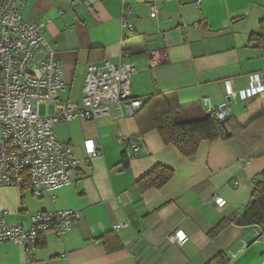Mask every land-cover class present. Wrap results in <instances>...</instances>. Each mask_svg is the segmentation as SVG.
Listing matches in <instances>:
<instances>
[{"label":"crops","instance_id":"0c3cea01","mask_svg":"<svg viewBox=\"0 0 264 264\" xmlns=\"http://www.w3.org/2000/svg\"><path fill=\"white\" fill-rule=\"evenodd\" d=\"M152 3L159 6L155 17ZM18 9L25 21L51 20L44 37L63 70L61 101L79 103L86 66L108 59L132 64V95H165L177 120L205 113L201 99L208 97L215 105L228 102L234 115L262 112L264 125V93L242 96L250 74H264V47L249 40L264 20V0H21ZM125 10L133 32L122 27ZM47 111L54 112L52 104ZM56 125L57 140L79 159L72 182L40 197L28 184L2 186L0 210L6 224L24 227L37 212L69 209L77 218L62 236L45 233L29 256L10 242L0 245V264H205L219 253L227 264H264L258 226L230 224L208 236L249 202L264 170V153L255 155L264 149L258 141L203 140L188 158L148 126L146 109L130 117L110 109ZM85 140L99 155L87 158ZM158 164L172 168L173 178L141 192L136 180ZM211 198L225 203L219 208ZM121 221L128 225L113 230ZM175 230L184 232L183 242L168 239ZM104 234L115 235L120 248L108 253L99 239Z\"/></svg>","mask_w":264,"mask_h":264},{"label":"built area","instance_id":"2783aa9c","mask_svg":"<svg viewBox=\"0 0 264 264\" xmlns=\"http://www.w3.org/2000/svg\"><path fill=\"white\" fill-rule=\"evenodd\" d=\"M20 2L0 0V187L28 184L33 195L40 197L70 184L79 164L71 147L57 140L56 124L109 115L110 109L118 117H130L140 109L144 99L131 93L133 65L106 59L101 64L86 66L79 103L61 101L59 94L66 87L63 70L55 50L44 37L51 20L25 21L18 9ZM158 12L159 6L150 4V16L155 17ZM130 15L129 10L123 11L122 27L133 32L134 27L128 21ZM39 52L42 54L35 59ZM263 91L264 74L253 73L242 96L249 98ZM225 92L229 98L235 97L228 81ZM201 102L205 112L219 120L234 114L226 101L215 105L203 97ZM40 104L46 106L43 114L39 112ZM50 104L53 113L47 111ZM133 147L138 150L140 146L133 144ZM84 148L88 159L100 153L92 140H85ZM219 200L211 198L212 204L220 208L225 202ZM76 218V212L69 209L37 212L24 227L6 224L4 211L0 210V245L10 242L22 247L29 256L45 233L62 236ZM127 225V221H121L112 228ZM261 234L260 230L255 232L256 237ZM168 239L183 242L186 236L175 230Z\"/></svg>","mask_w":264,"mask_h":264},{"label":"trees","instance_id":"16d2710c","mask_svg":"<svg viewBox=\"0 0 264 264\" xmlns=\"http://www.w3.org/2000/svg\"><path fill=\"white\" fill-rule=\"evenodd\" d=\"M249 40L257 46L264 47V20L259 23V33L251 34ZM263 93L257 94V96ZM142 109L147 110L148 126L157 130L165 144L172 145L185 157H193L197 152L199 143L203 140L211 141L217 138L228 140V137L224 136V129L220 125L219 119L209 113H202L196 118L177 120L173 116L170 100L163 94L155 93L144 99L143 105L135 114ZM262 123V112L246 116L245 111L237 115H231L225 124L228 131H231L230 137L239 135L245 141L246 138L251 142L257 143L258 141L259 145L264 147V125ZM250 124L254 126L247 129ZM246 131L254 132L249 134ZM261 150L255 155L264 153V149ZM173 174L172 168L158 164L138 178L135 183L141 192L152 188L160 189L173 178ZM230 224L240 226L256 225L262 233L260 236H264V170L259 174L251 192L250 200L245 205L242 213L235 218L221 220L210 230L208 233L209 238L214 239ZM99 239L108 253L120 248L115 235L104 234ZM227 263V257L223 253H219L205 264Z\"/></svg>","mask_w":264,"mask_h":264},{"label":"water","instance_id":"95a60500","mask_svg":"<svg viewBox=\"0 0 264 264\" xmlns=\"http://www.w3.org/2000/svg\"><path fill=\"white\" fill-rule=\"evenodd\" d=\"M41 54H42V52H39V53L36 55L35 59H37ZM228 119H229V117H225V118L219 120L220 125H222V127H223V129H224V136H225V137H229V136L231 135V132L228 131V129H227V127H226V124H225L226 121H227Z\"/></svg>","mask_w":264,"mask_h":264},{"label":"rangeland","instance_id":"374dc122","mask_svg":"<svg viewBox=\"0 0 264 264\" xmlns=\"http://www.w3.org/2000/svg\"><path fill=\"white\" fill-rule=\"evenodd\" d=\"M50 111H52V106H50ZM39 112H40V114H42L44 112V106L43 105L39 106ZM57 129H58V125L55 126V132L57 131Z\"/></svg>","mask_w":264,"mask_h":264}]
</instances>
